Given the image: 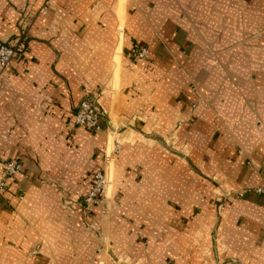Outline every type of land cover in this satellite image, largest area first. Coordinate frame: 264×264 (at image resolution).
Returning <instances> with one entry per match:
<instances>
[{
    "label": "crops",
    "instance_id": "crops-1",
    "mask_svg": "<svg viewBox=\"0 0 264 264\" xmlns=\"http://www.w3.org/2000/svg\"><path fill=\"white\" fill-rule=\"evenodd\" d=\"M15 38L0 164L21 170L0 194V264H222L218 236L226 258L264 264V0H0V43ZM84 98L100 131L74 125Z\"/></svg>",
    "mask_w": 264,
    "mask_h": 264
},
{
    "label": "built area",
    "instance_id": "built-area-1",
    "mask_svg": "<svg viewBox=\"0 0 264 264\" xmlns=\"http://www.w3.org/2000/svg\"><path fill=\"white\" fill-rule=\"evenodd\" d=\"M48 1V0H46ZM24 48V39L17 38L15 41L0 45V70L10 67L13 59ZM132 56L139 59L147 58L149 51L145 47H138L131 50ZM104 123H108L104 114L97 108L96 102L90 98H84L79 103L74 115V125L90 130L100 131ZM120 146L116 144L114 152H118ZM104 156L106 153L104 150ZM21 170V163L18 160H6L0 164V194H3L8 186V180L15 177ZM106 175L104 171H97L93 175V184L85 194L83 204L85 210H90L97 205L105 187ZM253 192L264 196V183L253 189Z\"/></svg>",
    "mask_w": 264,
    "mask_h": 264
},
{
    "label": "rangeland",
    "instance_id": "rangeland-1",
    "mask_svg": "<svg viewBox=\"0 0 264 264\" xmlns=\"http://www.w3.org/2000/svg\"><path fill=\"white\" fill-rule=\"evenodd\" d=\"M25 30H27V29L24 28L23 31H25ZM15 40H16V38L13 39V40H11V41H7V42L0 43V45L1 44H7L8 42H12V41H15ZM140 47H144V46H140ZM134 49H136V48H134ZM129 55L131 57L135 58L134 56H132L131 51H130ZM4 71L5 70H0V74H2ZM191 89L193 90L194 88L192 87ZM83 92H84L85 97L88 96V93L87 92H85L84 90H83ZM110 144L111 143H109L103 149H105V153H106V157L104 156V163H105L104 167H106V170H110V172H111L112 169H113V167H114V164H115L116 156H118L120 150L118 152H114V147L116 146L117 143L115 145H113V146H110ZM162 144H163V147L165 149L171 151L170 148L167 146V144L165 142H162ZM120 149H121V147H120ZM102 169H103V167H102ZM90 188H91V186L87 188L86 192L82 195L81 200H80V203H81V205H80L81 212L80 213H81V215L84 218L88 217L91 214V208H90V210H85V207H84V204H83L84 196H85V194L88 192V190ZM103 195H104V191H103L102 196ZM234 198H237V196H234ZM103 201L104 200L101 198V203ZM101 203H100L101 209L104 207L106 209V211L104 213L106 214L107 211H108V209L105 206H102ZM215 208H216V212H217L218 216H219V214H221V213H223V212L226 211V206L222 202V200L221 201H217V203L215 205ZM130 229H131V232L133 233L136 241L138 243H141L142 245H145V238L141 235V233H140V231H139V229H138L135 221H131L130 222ZM100 238L101 237H98V239H97L98 244L102 243V241L100 240ZM229 252L230 251H229L228 247L226 246V244L224 243V239L222 238V236L215 237L214 238V243H213V252L212 253L214 255V258H215L216 262H218L220 260L219 259V257H220L221 258V261H222V264H245V263L241 262L238 259L237 260H230L229 257L226 258L227 257V254ZM93 261H94V258L92 257L91 258V262L93 263ZM95 264H98V260H96V263Z\"/></svg>",
    "mask_w": 264,
    "mask_h": 264
}]
</instances>
